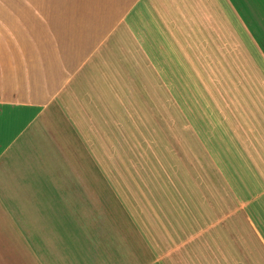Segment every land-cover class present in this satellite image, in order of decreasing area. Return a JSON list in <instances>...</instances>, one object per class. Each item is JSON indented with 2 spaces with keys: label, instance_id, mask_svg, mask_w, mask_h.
<instances>
[{
  "label": "crops",
  "instance_id": "obj_1",
  "mask_svg": "<svg viewBox=\"0 0 264 264\" xmlns=\"http://www.w3.org/2000/svg\"><path fill=\"white\" fill-rule=\"evenodd\" d=\"M0 264H264V0H0Z\"/></svg>",
  "mask_w": 264,
  "mask_h": 264
},
{
  "label": "rangeland",
  "instance_id": "obj_2",
  "mask_svg": "<svg viewBox=\"0 0 264 264\" xmlns=\"http://www.w3.org/2000/svg\"><path fill=\"white\" fill-rule=\"evenodd\" d=\"M252 38L255 39V41L258 43L259 47L262 46L259 42V35L254 34L252 35ZM253 51H252V59H256L253 55ZM251 67H252V73L256 70L255 66H254V60L251 61Z\"/></svg>",
  "mask_w": 264,
  "mask_h": 264
}]
</instances>
